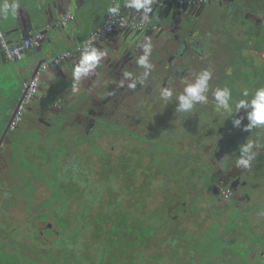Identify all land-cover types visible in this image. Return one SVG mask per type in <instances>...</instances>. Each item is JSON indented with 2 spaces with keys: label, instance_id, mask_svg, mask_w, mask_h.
I'll return each instance as SVG.
<instances>
[{
  "label": "flooded vegetation",
  "instance_id": "obj_1",
  "mask_svg": "<svg viewBox=\"0 0 264 264\" xmlns=\"http://www.w3.org/2000/svg\"><path fill=\"white\" fill-rule=\"evenodd\" d=\"M157 3L160 7L172 5L162 11V26L147 28L148 22H141L143 31L119 33L116 29V39L108 35L102 38L105 45L96 48L103 49L106 56L94 74L81 78L78 100H73V91L63 100L60 86L52 84L48 93L37 92L16 124L5 119L0 131V241L14 240L10 248L19 244L27 256V235L36 240L45 235L57 239L60 233L52 224L66 222L67 229H72L75 223L105 217L108 199L98 204L91 198L103 189L104 194L113 191L116 200L112 202L120 205L113 211L108 208L111 221H140L145 237L177 240L168 249L160 244L167 250L165 256L159 250L151 251L149 264H202V258L206 264H263L264 216L259 213L264 211V148L248 169L237 168L235 160L240 155L239 146L248 138L264 145V130L245 131L247 119L240 128L234 127L233 119L246 116L245 110L235 114L233 105V116L228 117L216 109L211 91L209 102L188 114H176L175 100L163 104L159 91L170 86L178 94L207 65L213 72L210 88L229 87L234 101L244 98L245 90L251 95L264 86V0ZM146 40L153 45V68L144 83L129 89L131 81L125 79V73L137 80L142 76L144 69L136 59ZM68 81L73 82L72 74ZM120 81H124L123 86ZM14 113L12 108L7 115L13 117ZM56 116L63 118L60 130L69 129L70 136L74 129L79 130L86 142L69 151L61 163L37 166L45 174L56 171L52 174L58 175L55 178L59 182L36 183L29 179L23 161L12 158L11 146L23 153L37 152V143L42 144L40 136L58 124ZM18 136L22 137L19 148ZM150 144L155 148L145 151L143 147ZM29 146L35 147L31 150ZM7 171L10 178H6ZM13 184L21 189L16 190ZM43 186L48 191L44 198L53 202L43 207V216H37V205L29 206L27 198ZM138 191H145L146 198H137ZM202 212L207 214L197 215ZM213 218L216 223H212ZM160 222L167 227L154 230ZM221 222L225 224L220 226ZM36 224H42V232H37ZM215 224L219 225L218 236L228 244L198 248L196 240L215 232ZM243 224L250 229L241 230ZM68 234L71 237L74 232L69 230ZM181 239L191 241L188 244ZM151 247L127 248L124 264H140L138 253ZM7 248L3 246L4 261ZM37 249L47 252L54 248ZM67 251L71 253L69 260L74 259V251L78 252L72 245ZM118 253L113 264H123ZM25 255L19 264H37V251L33 258ZM81 256L85 264H105L100 262V254L82 250Z\"/></svg>",
  "mask_w": 264,
  "mask_h": 264
},
{
  "label": "rangeland",
  "instance_id": "obj_2",
  "mask_svg": "<svg viewBox=\"0 0 264 264\" xmlns=\"http://www.w3.org/2000/svg\"><path fill=\"white\" fill-rule=\"evenodd\" d=\"M113 1L115 3L120 2V0H113ZM17 2L19 4V10L15 16L10 15L7 19L0 18V28L2 29V31L4 33L10 32V31L12 32L8 36H6L7 39H11L15 35H18V37L21 38V33L25 31L24 28H25V26H27V23L21 24L19 22V19H21V18L25 19V17H29L37 25V12L40 11L37 9V7L40 8V6L37 3V0H17ZM0 3H3V0H0ZM104 4L108 5V6L102 7V8H104L103 13L98 15V21H100L103 18V16L106 14L107 8L111 5H113V3H111V2H108V3L104 2ZM152 7H153L152 16H151L150 20L148 21L147 28H152L154 26L160 27L165 22L164 19L161 18V15L163 14V12L160 9V4L155 3ZM53 14H55V13H53ZM86 20H88V19L87 18H83L82 20L80 19L79 21H81V22L85 21L81 25H79V21H78V25H76L77 23L76 24L74 22L72 23L73 25L77 26V27H74L73 30H75L77 32L78 37L82 40H85V39L89 38V36H90L89 24H87L88 21H86ZM137 20H138V22H142V20L140 18V14L137 16ZM98 28H99V26L96 27L94 30H92V32L96 31ZM128 30L132 31V29L127 28V29H121L119 31V33L128 32ZM30 31H32L31 35H33V37H34V34L37 32V26L33 25L31 27ZM135 31H143V30L137 29ZM115 33H116V30L112 31L111 33H108L107 35L111 40H114L117 38V35H118L117 33L116 34ZM63 34H65V28L63 27V25H60L59 27H57L56 30L47 29L46 38L41 41V46L38 48L31 47V48L27 49V51L25 53H23V58L20 62L3 63L1 61V50H0V78L6 79V81L1 80V86L4 88L3 90H5V89L11 90L10 89L11 86H9L10 80L12 78H13V80L15 79L13 77V74H12V69L24 70L27 78L30 79V78H33L34 76L37 75V72L39 71L42 63H44V61L46 60L45 61L47 64V66H46L47 70L46 71L49 74V72L51 71V68H50L51 65L49 64V60L47 59V55L49 54V51L51 49H53V50L57 49L60 51V53L63 51V48L59 46V42H61L60 41L61 38L64 37ZM113 34H115V35L111 36ZM101 39L102 38L95 40L94 43L99 42ZM67 47H70V45ZM71 49H74V48L71 47ZM53 54H54V52H53ZM58 55H60V54H58ZM203 68H205V67H203ZM206 68H209V65H207ZM263 68H264V64H263ZM47 72L45 74H47ZM42 73H40V75L38 77V81H39V79L42 80V78L40 77L42 75ZM45 74L42 76H45ZM43 91H44L43 85H42V83H39V87L37 89V92H43ZM7 98H6V96L0 97V110H2V111L7 110L6 106L10 107V104L12 105L14 102L13 100H6ZM80 99H81V97H80ZM15 106H16V103L14 105H12V108H14ZM12 108H10V109H12ZM55 119H56L55 121H57L58 124L54 123V126H52L51 128H48L46 130L47 133L45 134L44 137L40 136V139H42V144L39 142L37 143L40 145V147L36 150L37 152H35V151H33V152L25 151V153L21 152L20 148L18 147V145L22 139L21 136H18V139H15L17 141V147L19 149L14 150L13 147L11 146L12 151L10 152V155L12 156V158H14V159L16 158L17 160L20 159V161H23L22 166H24L26 171H28L30 173V174H27L29 176V179L36 181V183H37V181H40L43 183H44V181H46V183L52 182V184H54V182H56V178L52 174V172H56V171L51 170V171H49V174L47 172L45 174V172L37 169V166H39V165H40L39 167H41V166H48L49 167L50 165H53V163H54V161H53V162H50V164H44V163L40 164L39 159H41V157L50 156L51 159L56 160L55 163H58V161L61 163V161L65 159L64 157L66 156V154L69 151H75L76 149H78L79 147L82 146L83 143H81V142H86L83 138L80 137L79 134H81V133L79 132V130L77 131L74 129L73 132H75V133L72 136H70L69 131H68L69 129H66L63 131V129L60 130V128H58L60 126L59 123L62 122V119H63L61 116H59V117L56 116ZM5 123L6 122H5L4 117L1 116L0 117V124H1L0 127L2 125L4 127ZM33 140H35V139H33ZM38 140L39 139L37 138V141ZM101 145H104V144H101ZM33 147H35V146L30 147L31 150L34 149ZM154 148L155 147L153 144H150V146L145 145L143 147V149L145 151H149V150L154 149ZM28 150H30V149H28ZM37 157L39 159H37ZM93 160L95 162V159H93ZM11 168L12 167H9V170ZM18 170H20V169H18ZM48 170H49V168H48ZM8 171L6 172V178H10V174ZM15 173H16V171H14L13 177H14ZM13 187L16 190L21 189V186L18 184H16L15 186L13 184ZM149 188L150 187H148V189ZM33 190L36 191L34 186H33ZM47 194H48V191L43 186L41 188V190L37 189V194L33 195L32 197L29 196L27 198V203L29 206L34 207L37 205V216H43L44 215L43 214L44 209H45L43 207L46 206L47 203L51 202V200L44 198V196H46ZM188 196H192V194L191 193L189 194V192H188ZM32 199H34V202H32ZM206 214H207V212L197 213V215H200V216H204ZM215 218H213L214 220L212 221V223H216ZM224 224H225V222H223V223L221 222L220 226H222ZM26 225H28V223H26ZM31 225H35V224H31ZM52 225L54 226V224H52ZM243 225L240 227L241 230L250 229L248 226H246V225L243 226ZM56 226H57V229L60 232V234L63 235L61 227H59V225H57V223H56ZM36 227H37V232L43 231L42 224H36ZM28 228H26L27 231H28ZM213 228L216 229L215 232H211L210 234H206L205 236H202L201 238L196 240V242L198 244V248H204V247L210 248L211 246L222 247V246H224V244H228L227 241H226V243L222 242L221 238L218 236L220 234L219 229H218L219 225L215 224L212 226V229ZM225 230L229 231L228 228H226ZM204 232H206V230ZM6 236H7V234L5 235V237ZM30 237H32V235H30ZM157 237H153L151 239L149 238V240L145 242L147 244V247L152 246L153 248L151 247V249H149V250H144V251L139 252L138 256L140 258L139 259L140 264H149L150 263L149 258L151 257V255H149V254H151V251H152V253H156L157 250H159L161 252V254H164V256L167 254V250H165V249L163 250V248L161 249V245L164 244L163 241L161 239H158ZM221 237H222V234H221ZM7 238H13L14 239V238H16V236L8 235ZM167 239H169V238H166V240ZM85 240L90 241L89 238H86ZM13 241L14 240H12V242ZM31 241H32L31 238L25 237L24 246H26L28 243H31ZM176 241H177L176 239H169V241H166V242H170V243L173 242V244H174ZM182 241H185L186 243L189 244L191 240L183 239ZM12 242H9V240H6V239H3V242L0 241V264H4V263L19 264V263H23L25 261L23 259L25 254H24V250L21 247V245L16 244L15 249H13V248H10L12 246V244H10V243H12ZM16 242L17 241L15 240V243ZM52 245L53 246L55 245V247H57L56 250L58 251L59 256L63 257V255L60 254V253H62L61 252L62 250H60V249H62V247H64L66 245V241L63 240V236H60L59 238L56 239V236L53 237V235H51L49 237L48 236L46 237V235H45L43 238L42 247H52ZM67 245H68V243H67ZM3 246L8 247L7 248L8 251H7L5 261L3 260V256L5 255L3 252L6 249L3 250ZM165 246L168 249V248H170L171 244H169V245L165 244ZM235 246L241 247L239 244H235ZM36 247H37V245H36ZM58 248H60V249H58ZM48 252H49V254H46ZM44 253H45L44 257L43 256L39 257V255L37 254V264H38V262H48V260L51 259L50 251H47ZM34 254H35L34 249H30L28 251V255L27 256L25 255V257H27V259L33 258ZM211 256L214 257V253ZM206 261H207L206 258H202V260L199 262L200 263L202 262V264H206ZM27 264H29V261H27Z\"/></svg>",
  "mask_w": 264,
  "mask_h": 264
},
{
  "label": "clouds",
  "instance_id": "obj_3",
  "mask_svg": "<svg viewBox=\"0 0 264 264\" xmlns=\"http://www.w3.org/2000/svg\"><path fill=\"white\" fill-rule=\"evenodd\" d=\"M157 2L158 0H125L124 7L134 9L137 13H140L142 22H146L150 18L149 14L153 11L152 6ZM18 10L17 0H3V3H0V18L7 19L10 15L15 16ZM120 12L121 5L118 2L107 8V13L113 17L119 16ZM140 46L142 54L136 59V64L144 71L138 80L133 78L131 73H125V79L131 81L127 85L129 89H134L137 83H144L153 68L152 63H150L153 48L151 40H146ZM105 56L106 52L98 50L96 47L87 48L81 52L78 62L72 70V91L74 94L80 90L81 78L94 74ZM212 78L211 68L202 69L195 75L194 80L188 82L178 94H175L174 89L170 86H162L159 91V100L165 105L175 100L177 102L176 114H188L197 105L207 104L209 102L208 94L211 91L216 109L228 114V117L233 116L231 114L233 105L235 114L239 113L241 109L245 110L246 116L233 119L234 127L240 128L242 121L247 119L248 123L244 125L245 131L264 130V86L256 88L251 95L245 90L242 93L244 98L234 101L232 90L229 87L210 88ZM123 84L124 81H120V85L123 86ZM262 148H264V145L248 138L245 143L239 146L240 155L235 160V166L240 169L250 168L251 162L257 157ZM259 215L264 216V211H261Z\"/></svg>",
  "mask_w": 264,
  "mask_h": 264
},
{
  "label": "trees",
  "instance_id": "obj_4",
  "mask_svg": "<svg viewBox=\"0 0 264 264\" xmlns=\"http://www.w3.org/2000/svg\"><path fill=\"white\" fill-rule=\"evenodd\" d=\"M1 32L3 33V31ZM13 77L15 78L14 80L13 78L11 80L9 79L10 80L9 86H11L10 87L11 90L9 89L3 90L4 88L1 86V80L6 81V79L0 78V97L6 96V98L8 97L6 100H13L14 102L12 105L16 103V106L14 107L16 111L17 108L19 107V104L22 98V94H21L22 83L25 80H29V78L25 80L24 79L21 80L15 77L14 74H13ZM12 105L10 104V107L6 106L7 110L5 111L0 110V117L3 116L4 119L8 120V122L11 121L10 119L14 118V116L11 117L7 115V112H9L10 108H12ZM1 128L2 127H0V131H1ZM53 161H54L53 163V166H54L56 160L51 159L50 156H44V157H41L40 159V162L44 164H50V162H53ZM53 175L54 177L58 176L56 173H54ZM57 182L59 181L56 180V182L54 183H57ZM47 183L52 184V182L51 183L47 182ZM55 192L59 193V190L57 191L55 190ZM113 194H114L113 191L112 193L106 192V194H104L103 189H100L97 194H95L94 196L93 195L91 196L92 200H97L96 202L98 204L103 203V200L108 199L109 202H106L107 210L105 212V217L96 218L97 220L95 222L75 223L73 224L74 227L72 229H67L69 223H66V222L57 223V225L61 227L62 234H63V235L59 234V237L63 236V240L66 241V245L62 247V249L58 248L62 250L61 251L62 253L60 254H62L63 257L59 256L58 251L55 250V248L57 247H55V245L54 246L52 245L54 249L50 251L51 259H49L47 263L49 264H85V262H83V256H81V252L83 250V251L90 252V253L93 252L94 254H100L99 256L100 262L104 261L105 264L115 263L117 260V256L119 254L118 252H121L122 259H123L122 262L124 264L125 262L124 259L128 258V256L125 254L126 253L125 251L127 248L141 247L143 245L144 247L146 246L145 242L149 240L148 239L149 237H145L146 234L143 233L144 226H142L140 221L135 222V223H128L125 221V222H121L120 224H117L116 222L111 221L110 216L108 214V208H111V211H113V209H117L120 207V205L112 202L116 198L113 196ZM137 194H138L137 198L139 199L146 198L145 191L143 192L138 191ZM49 200H51V198H49ZM156 225H157V228H155L154 230L164 229L167 227V224L164 222L157 223ZM54 226L56 230L58 231L56 223L54 224ZM69 230L70 231L72 230L74 232V234L71 237L68 234ZM27 237L32 239L31 243H28L25 246L27 252H28V249H34V252L37 251V254L39 255V257L41 256L44 257L45 253L43 251L39 249L36 250V245L37 246L43 245V239L37 238L36 240L28 235ZM86 238H89L90 241H86L85 240ZM161 240L166 245H169L172 243V242L171 243L166 242V241H169V239L167 240L161 239ZM67 243L68 245H72L78 251V252H75V251L73 252L72 255L74 256V259L72 260H69L71 253L67 251V247H68ZM46 254H49V252ZM137 258H138V263H139L140 258L138 255H137Z\"/></svg>",
  "mask_w": 264,
  "mask_h": 264
},
{
  "label": "crops",
  "instance_id": "obj_5",
  "mask_svg": "<svg viewBox=\"0 0 264 264\" xmlns=\"http://www.w3.org/2000/svg\"><path fill=\"white\" fill-rule=\"evenodd\" d=\"M104 2L105 3L111 2L113 4L115 3L113 0H37L38 5L40 6V8L37 7V9L40 10L39 12H37V25L32 21L31 18L24 16L25 19L24 18L19 19V22L21 24L27 23V26H25V28H24L25 31L21 33V38L18 37V35H15L13 38L7 39L6 36H8L9 34L12 33L10 31V32H6V33L3 32L5 39L9 44L17 45L20 42H22L23 39L33 37V35H31L32 31H30L31 27L33 25L37 26V32L34 34V36L36 34H43L46 38L47 29L56 30V28L60 26V24H59L60 18L64 15H66L68 12H71L72 19L70 21H68L63 26L65 28V34H63L64 37H62L60 40L61 42H59V46L63 48V51L60 53V51L57 49H54V50L51 49L49 51V54L47 55V59L51 60L52 58H54L58 54H63L65 52H70L72 55V53L74 51H77L78 44L82 43L84 41V40L80 39L77 35V32L75 30H73V28L77 27V26L73 25L72 23L74 22L75 24L77 23L76 25H78V21L80 19L82 20L83 18H87L88 20H86V21H88V23L87 22L86 23L89 24V34H91L92 30H94L96 27L100 26L105 20L107 12L103 16V18L100 21H98V15L103 13L104 8H102V7L108 6V5H105ZM53 13H55L56 15ZM133 16H135L136 20H137L138 15H133ZM84 22L79 21V25H81ZM142 23H145V22H142ZM0 30L2 31L1 28H0ZM117 30L120 31L121 29H117ZM26 33L28 35H26ZM115 34H113L111 36H114ZM105 42L106 41L104 39H101L99 42L93 43V45H95V47L99 48V47L105 45ZM69 45H70V47H67ZM40 46H41V44H40ZM71 47H73L74 49H71ZM35 48H38V47H35ZM53 52L55 55L53 54ZM22 58H23V56H22ZM1 60L3 61V63H7L3 58L2 52H1ZM66 61H67V63H66L65 67H68V68H70V65L75 67L76 63L78 62L75 59L73 60L72 57L67 58ZM56 64L58 65L59 62L55 61V63H54L55 66H50L51 71L49 72V74L46 71L47 68L44 71H42L44 74L47 72V74H45V76H42L44 74L41 72L42 75L40 77L42 78V80L39 79V83H42L43 90H44L43 92H45V94L50 91V85L52 86V84L53 85L58 84V86H60V88H61L59 95H60V97H62L63 100H66V98L69 97L68 95H70V92L72 93L73 82L68 81L70 78V75L72 74V71L68 70L67 68H63L62 70H59V68H57ZM46 66H47V64H46ZM97 70H98V68H97ZM12 74H14V76L17 77L18 79H21V80L27 79L25 71L22 69H12ZM38 87H39V85H38ZM75 95L76 96H73L75 98V99H73L74 101L78 100V98L80 96L79 92L75 93Z\"/></svg>",
  "mask_w": 264,
  "mask_h": 264
},
{
  "label": "built area",
  "instance_id": "obj_6",
  "mask_svg": "<svg viewBox=\"0 0 264 264\" xmlns=\"http://www.w3.org/2000/svg\"><path fill=\"white\" fill-rule=\"evenodd\" d=\"M171 1H176L177 3H182L183 0H158L161 4L169 3ZM72 19L71 12H68L66 15L60 18L59 24L65 25L68 21ZM144 26L136 20V17L130 14H124L120 12L119 16L113 17L107 13L104 22L99 26V28L92 32L89 38L85 39L80 45L77 47V51L82 52L87 48H90L95 40L103 38L108 33L116 29H142ZM45 38L43 34H36L34 37L23 39L17 45L9 44L4 34L0 31V50L2 55L7 62H20L22 60L23 53L31 48V47H39L41 41ZM71 57L70 52H65L61 54V56L56 60L67 59ZM46 69V63H43L37 72V75L29 80H25L22 83L21 94L22 99L19 107L14 113V118L12 121V125L16 124L22 115L23 108L30 102V100L37 94V89L39 85L38 77L42 71ZM262 263L264 264V256Z\"/></svg>",
  "mask_w": 264,
  "mask_h": 264
},
{
  "label": "water",
  "instance_id": "obj_7",
  "mask_svg": "<svg viewBox=\"0 0 264 264\" xmlns=\"http://www.w3.org/2000/svg\"><path fill=\"white\" fill-rule=\"evenodd\" d=\"M119 4L121 5V12L122 13H124V14H130V15H139L140 13H137L134 9H127V8H125L124 7V4H125V1L124 0H120V2H119ZM170 4H168L167 6L168 7H163V6H161L160 7V9L162 10V11H164V10H167L168 8H172V5H170ZM150 15V18H151V16H152V13H150L149 14ZM149 18V19H150ZM148 19V20H149ZM26 35H28L27 33H26ZM80 45V43L78 44V46ZM98 50H103V49H98ZM104 51V50H103ZM80 54H81V52H79V51H74L73 53H72V55H71V57L73 58V60L75 59V60H77L78 61V58H79V56H80ZM61 56V54L60 55H57L56 57H54V58H52L51 60H49V64L51 65V66H55L54 65V63H55V61L59 58ZM4 58V57H3ZM5 60V59H4ZM67 59H62V60H59V64L57 65L56 64V66H57V68H59V70H62L63 68H67L68 70H73L72 68H74L72 65H70V68H68V67H65L66 66V63H67V61H66ZM61 62V63H60ZM44 63H46V62H44ZM22 99V98H21ZM21 102V101H20ZM20 105V104H19Z\"/></svg>",
  "mask_w": 264,
  "mask_h": 264
},
{
  "label": "bare ground",
  "instance_id": "obj_8",
  "mask_svg": "<svg viewBox=\"0 0 264 264\" xmlns=\"http://www.w3.org/2000/svg\"><path fill=\"white\" fill-rule=\"evenodd\" d=\"M149 20H150V19H149ZM149 20H148V21H149ZM148 21H147V22H148ZM139 23H141V22H139ZM145 23H146V22H145Z\"/></svg>",
  "mask_w": 264,
  "mask_h": 264
}]
</instances>
